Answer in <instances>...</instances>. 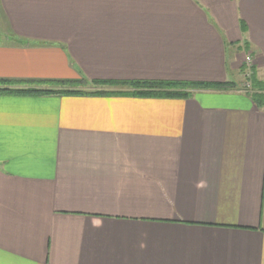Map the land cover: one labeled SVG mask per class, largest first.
<instances>
[{
    "label": "crops",
    "instance_id": "crops-1",
    "mask_svg": "<svg viewBox=\"0 0 264 264\" xmlns=\"http://www.w3.org/2000/svg\"><path fill=\"white\" fill-rule=\"evenodd\" d=\"M246 57L264 83V0H0V79L235 84L0 94V264H264Z\"/></svg>",
    "mask_w": 264,
    "mask_h": 264
},
{
    "label": "trees",
    "instance_id": "trees-1",
    "mask_svg": "<svg viewBox=\"0 0 264 264\" xmlns=\"http://www.w3.org/2000/svg\"><path fill=\"white\" fill-rule=\"evenodd\" d=\"M243 72V71H242ZM89 83V84H87ZM251 87L255 90L250 94L256 104L264 97V83L250 78ZM89 85L118 87L117 90L88 89ZM91 87V86H90ZM235 84L190 82L174 80H132V81H98L87 82L84 78L56 81H16L0 79V94L13 96H49V95H118L127 94L138 97L152 98H187L196 90H228ZM258 91V92H256Z\"/></svg>",
    "mask_w": 264,
    "mask_h": 264
},
{
    "label": "built area",
    "instance_id": "built-area-1",
    "mask_svg": "<svg viewBox=\"0 0 264 264\" xmlns=\"http://www.w3.org/2000/svg\"><path fill=\"white\" fill-rule=\"evenodd\" d=\"M251 67H252L251 58L246 57L245 63L243 64L242 85H240V88L238 89L240 92H243L246 94H252L255 92V90L252 89L251 83H250Z\"/></svg>",
    "mask_w": 264,
    "mask_h": 264
},
{
    "label": "rangeland",
    "instance_id": "rangeland-1",
    "mask_svg": "<svg viewBox=\"0 0 264 264\" xmlns=\"http://www.w3.org/2000/svg\"><path fill=\"white\" fill-rule=\"evenodd\" d=\"M240 85H242V82L240 83ZM240 85L238 86L237 90L240 88ZM88 89L92 88V87H87ZM95 89V88H94ZM97 89V88H96Z\"/></svg>",
    "mask_w": 264,
    "mask_h": 264
}]
</instances>
